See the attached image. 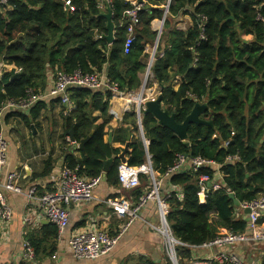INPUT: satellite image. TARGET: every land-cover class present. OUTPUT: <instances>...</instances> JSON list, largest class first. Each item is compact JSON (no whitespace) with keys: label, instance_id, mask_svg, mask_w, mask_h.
<instances>
[{"label":"trees","instance_id":"obj_1","mask_svg":"<svg viewBox=\"0 0 264 264\" xmlns=\"http://www.w3.org/2000/svg\"><path fill=\"white\" fill-rule=\"evenodd\" d=\"M70 1L76 6L75 13L65 12L62 0H10L0 10V65L15 66L0 78V108L9 99L27 98L30 90L37 95L44 92L49 69L54 77L58 71L105 73L125 94L142 86L140 74L145 71L148 58L146 45L158 35L152 31V22L163 19L168 1L144 0L129 54L124 50L128 22L125 12L132 8L128 1L110 0L115 25L112 45L105 38H98L107 34V20L101 16L106 7L102 9L97 0ZM186 14L192 16L193 27L187 31L173 28L171 19ZM259 15L264 17V0H172L168 9L170 19L165 22L151 69L163 87L161 106L175 116L178 124H183L195 105H206L201 119L213 124H190L185 141L160 126L152 114L143 115L142 126L158 176L168 173L178 155L200 157L217 165L167 178L168 185L178 186L184 193L182 201L175 196L169 201V226L176 239L191 246L213 240L218 227L236 233L247 231V219L238 217L230 193L241 204L264 196V23L258 20ZM242 35H252L254 39L247 42ZM176 76H181L183 83L174 91L171 84ZM101 90L72 88L69 92L74 108L64 117V137H70L67 134L73 129L74 141L79 144L93 132L81 158L69 150L64 156V168L76 171L82 178L103 176L104 161L123 151L105 140L112 92ZM44 107L40 101L32 108L28 126ZM95 111L103 118L100 124L93 115ZM7 114L6 124L28 119L23 111ZM129 121L138 131L134 110L122 120ZM2 127L0 122V131ZM128 144V164H144L143 143L131 140ZM229 157L239 159L229 161ZM120 162L116 159L106 174L110 185L119 184ZM218 167L223 186L217 191L211 189L207 201L201 204L200 176L214 177ZM52 169L47 162L42 176ZM145 192L136 189L137 201ZM54 233L57 234L55 227ZM179 251L182 260L192 256L187 247ZM137 264L157 263L140 257Z\"/></svg>","mask_w":264,"mask_h":264},{"label":"crops","instance_id":"obj_2","mask_svg":"<svg viewBox=\"0 0 264 264\" xmlns=\"http://www.w3.org/2000/svg\"><path fill=\"white\" fill-rule=\"evenodd\" d=\"M153 7L157 8V6ZM160 7H165V5ZM164 17L152 22L153 32L163 33L165 22L168 18L170 19L168 13ZM171 21L172 27L181 31H187L194 25L192 16L189 14L173 18ZM242 37L247 42L254 39L252 35H242ZM149 48L150 46L147 44L146 54L150 52ZM13 69H15L14 65H0V78L3 73L11 72ZM48 75L46 90L40 93L42 98L38 101H43L46 107L41 109L38 117L30 126L27 125V121L33 117L30 115L32 112L34 113L32 110L26 113L28 119L10 120L6 124L5 117L8 112H4L0 118V122L3 123L2 132L8 142V159L3 169L2 182H5V177L8 174L18 173V182L22 189L21 193H6L13 210V217L8 224L2 225L0 223V264H137L140 257H146L157 264H169L162 237L146 224V222L152 223L158 219L155 201H149L140 210V218H136L132 222L109 255L93 261L78 260L73 256L70 247V238L73 235L90 229L107 231L112 236L121 231L126 221L116 215L115 210L107 204V200L123 199L132 204H137L138 201L135 197L137 188L127 191L122 189L119 184L110 185L103 174L99 184L94 189L92 201L72 203L68 207L70 223L61 236H58V233L55 235V226L48 221L39 203L28 197V192L34 186L37 188L38 194L51 193L55 190L58 177L64 168L66 153L74 151L77 157L81 158L82 156V152L78 150V144H69L68 138L63 135L64 117L67 116L64 114L66 107L62 103H58L59 100L61 102L60 97L49 96V91L55 80L53 71L50 69ZM140 78L143 82V73L140 74ZM147 80H149V76ZM182 83V77L176 76L171 84L172 89L177 91ZM140 88L134 91L135 96L129 97L128 102L137 99ZM103 90L101 91L103 92ZM149 91L152 95L153 90L148 89ZM133 106H129L130 110ZM125 108H127V98L111 100L109 110L111 120L106 127L108 134L105 137V140L109 141V134L111 133L114 148L123 151L129 142L127 140L128 134H131L133 142H142L138 120L136 123L138 131L134 130L131 121L122 122L125 114L129 112H125ZM93 115L99 118L98 124L103 122L99 111H95ZM32 125L35 132L32 130ZM126 159L128 162L127 155ZM47 162L51 163L53 169L49 174L42 176ZM159 178L164 184L163 192L167 191L169 187L167 179L161 176ZM149 185L148 179L143 176L138 188L145 192ZM237 208L238 217L242 216L246 219L242 207ZM213 219L216 217L213 216ZM226 230V228L218 227V233H223ZM26 241L30 242L36 253L35 260H25L23 257L24 242ZM232 251L247 264H263L264 241L242 242L236 245ZM213 252V250H196L192 251V255L209 257ZM182 261L184 264H188L187 258Z\"/></svg>","mask_w":264,"mask_h":264},{"label":"built area","instance_id":"obj_3","mask_svg":"<svg viewBox=\"0 0 264 264\" xmlns=\"http://www.w3.org/2000/svg\"><path fill=\"white\" fill-rule=\"evenodd\" d=\"M10 0H0V10L7 5ZM102 9L106 7V3L110 0H97ZM132 8L125 12L128 18L127 22V37L124 43V50L129 54L134 40L136 38V27L140 22L139 11L143 4H139L138 0H126ZM144 1V0H143ZM172 0H168L166 10L169 9ZM65 12L75 13L76 6L70 0H62ZM206 21L205 17H202ZM258 20L264 23V17L258 16ZM203 30V29H202ZM99 39L105 36H98ZM202 39L205 37L202 35ZM158 45L154 46L152 54L157 55ZM155 59V57H154ZM152 69V68H151ZM148 71V70H147ZM151 71V70H150ZM150 77V73H149ZM54 85L49 91V96L60 97L61 103L66 107L64 114L68 115L73 110V104L70 100V89L72 88H89L92 90L105 89L112 92V99L127 98V108L125 112L134 110L139 123V130L142 137V143L146 152L145 163L140 166H131L127 163H121L118 166V180L122 189L131 191L141 185V177H146L150 183L148 190L139 199L137 204H132L130 201L121 199H108L107 204L112 207L116 215L126 221L124 227L117 235H110L107 231L85 230L73 235L70 238V247L75 259L78 260H98L109 255L117 245L122 235L127 231L128 227L136 218L139 217L140 210L149 202L155 201L158 210V224L146 222L162 237L163 245L167 257L172 264H180L182 257L179 255L181 247H187L192 251L196 250H213L214 252L209 257H197L192 255L188 259V264H247L235 252L232 251L236 245L246 241H264V196L241 204L243 210L250 209V213L246 215L248 229L244 233H236L226 230L223 233H217V236L200 246H191L182 243L176 239L169 226L167 216L170 213V200L175 196L177 200L184 199V193L178 186L169 185L167 191L163 192V181L153 169L152 156L149 153L148 147L150 141L143 136L140 120L143 117L145 103L149 100L146 93L147 79L145 77L143 84L145 88H140V98L128 102V98L135 96L134 92L123 93L119 90L116 83L109 80L105 73H83L81 70H76L72 74H66L58 71L54 77ZM160 94V93H159ZM147 96V97H145ZM158 97V96H157ZM41 95H37L30 90L28 97L24 99H9L3 103L0 108V118L4 112L9 111H25L33 108L41 99ZM156 99V98H152ZM130 105H134L130 110ZM2 115V116H1ZM70 144L76 145L68 137ZM78 146V145H77ZM8 159V142L0 131V223L8 224L13 217V210L9 203L7 192L21 193L22 189L19 186V174L10 173L5 177V182H2L3 169L6 166ZM238 157H229V161L238 160ZM217 166L214 161L198 158H190L185 155H178L172 168L169 169L163 178L167 179L175 174L184 171H197L201 167ZM217 174L210 177L203 174L199 179V202L205 204L208 199V193L220 190L223 186V175L217 168ZM101 177L82 178L76 171L63 168L55 185V190L51 193L38 194L37 188L34 186L28 192V197L36 200L42 211L45 213L48 221L57 229L58 236H61L68 228L70 223V213L68 207L72 203L89 202L94 199V189L99 184ZM25 260H35L36 254L30 242H24Z\"/></svg>","mask_w":264,"mask_h":264},{"label":"water","instance_id":"obj_4","mask_svg":"<svg viewBox=\"0 0 264 264\" xmlns=\"http://www.w3.org/2000/svg\"><path fill=\"white\" fill-rule=\"evenodd\" d=\"M143 0H138L139 4H143ZM168 10L165 11V15H167ZM101 16H103L104 18H106L107 20V34L105 36V40L108 42V44L112 45L113 42L115 41V25L113 22V12L112 9L109 5V3H106V12L102 13ZM165 20V17H164ZM163 20V23L165 22ZM160 37H161V33H159L157 35L156 38V42L155 45L159 44L160 41ZM156 52V51H155ZM155 52L152 54L151 58H150V62L148 65V71L146 74V79L149 76L150 70L152 68L153 62H154V57H155ZM146 84H143L142 86V91L145 88ZM160 94L158 95V97L156 99H149L148 101H146L145 103V109L143 111V115L146 114H152L155 119L158 121L160 126H163L165 128H168L169 130H171L173 133H175L181 140H186L188 137V128L190 124H207V125H212V121L210 122H205L201 119V115L202 113L207 110V106L206 105H202V104H197L195 105L194 109L192 110V112L188 115V117L186 118L185 122L183 124H178L175 120V116L172 114H170L167 110H164L161 106V93L163 90V87H160ZM31 109L25 110L23 111L24 113H29ZM32 130L35 132V128L32 125ZM140 127L142 128V132H143V136L145 137V133H144V129L142 126V118L140 120ZM73 129H71L68 132V135L70 136L72 142L74 141L73 138ZM93 135V132L90 133V135L83 139L79 144H78V149L84 153L85 152V145L86 143L89 141L90 137ZM127 140L130 141L131 140V134H128ZM109 142H112V135L111 133L109 134ZM187 145H189L187 143ZM129 152V144L125 145V149L124 151H122V153H120L119 155H112L109 159L104 161V166H103V174L106 176V174L108 173V171L110 170L111 166L113 165L114 161L116 159H119L121 161V163H127V159H126V155ZM187 158L189 157L187 154L185 155ZM230 199L234 202V205L236 207H240L241 203L238 201V199L235 197V195L233 193L229 194ZM245 215L250 213V209L246 208L244 210Z\"/></svg>","mask_w":264,"mask_h":264},{"label":"rangeland","instance_id":"obj_5","mask_svg":"<svg viewBox=\"0 0 264 264\" xmlns=\"http://www.w3.org/2000/svg\"><path fill=\"white\" fill-rule=\"evenodd\" d=\"M156 38H157V37H156ZM155 42H156V39H155L154 42L149 43V46H150L149 50H150V52L148 53V58L146 59V65H147V66H146L145 71L143 72V82H144V79H145L146 74H147L148 63L150 62L151 53L153 52V49H154V46H155ZM158 45H159V44H158ZM157 49H158V48H157ZM157 52H158V50H157ZM155 59H156V55H155ZM155 59H154V61H155ZM153 64H154V62H153ZM152 66H153V65H152ZM143 82H142V83H143ZM148 89H149V90H153V91H152V93H153L152 95L150 94V91L148 92ZM138 92H140V90H138ZM146 93H147V96H149V99L157 98V96H158L159 93H160V85L158 84V82H156V80H155V78H154V75H153L152 71H150V77H149V80L147 81V85H146ZM147 96H145V97H147ZM213 220H215V219H213ZM152 223L157 225V224H158V219L152 221ZM164 250H165V249H164ZM165 255H166V258H167L168 263H169V264H172L171 260L167 257L166 252H165Z\"/></svg>","mask_w":264,"mask_h":264},{"label":"bare ground","instance_id":"obj_6","mask_svg":"<svg viewBox=\"0 0 264 264\" xmlns=\"http://www.w3.org/2000/svg\"><path fill=\"white\" fill-rule=\"evenodd\" d=\"M133 98V97H132ZM140 98V95L137 97V99L136 100H138ZM128 100H130L129 98H128ZM134 100V99H133ZM133 100H131V101H133Z\"/></svg>","mask_w":264,"mask_h":264}]
</instances>
